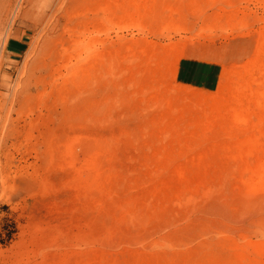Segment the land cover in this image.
<instances>
[{"label": "rangeland", "instance_id": "374dc122", "mask_svg": "<svg viewBox=\"0 0 264 264\" xmlns=\"http://www.w3.org/2000/svg\"><path fill=\"white\" fill-rule=\"evenodd\" d=\"M260 50L264 0H0V264H264Z\"/></svg>", "mask_w": 264, "mask_h": 264}, {"label": "bare ground", "instance_id": "6f19581e", "mask_svg": "<svg viewBox=\"0 0 264 264\" xmlns=\"http://www.w3.org/2000/svg\"><path fill=\"white\" fill-rule=\"evenodd\" d=\"M72 31V30H71ZM53 33V32H52ZM55 33V32H54ZM78 34V33H77ZM81 33H79V35H80ZM77 36L76 34H75V30H73V40H72V44H71V49L73 50V51H76L77 53L74 55V57L76 56V63L78 62V61H81V60H83V58H82V56H81V54H83V53H85L84 55H85V57L87 56V58H91V57H93V50H92V46L93 45H91V43H89L90 42V40L88 41V42H86L85 41V39L83 38V39H81V37L80 36ZM49 44V43H48ZM45 46V45H44ZM69 49V48H68ZM71 49H69V50H71ZM42 51V50H41ZM49 51V50H48ZM47 51V52H48ZM262 50H260V53H262L261 54V56L262 57H264V52H261ZM40 52V51H39ZM38 52V53H39ZM82 52V53H81ZM259 52V51H258ZM73 57V58H74ZM40 59V58H39ZM85 60H87V59H85ZM84 60V61H85ZM74 61V60H73ZM75 62V61H74ZM84 64V63H83ZM259 64V63H258ZM258 64H256V66H254L255 67V69H261V68H264V63H260L259 65ZM76 65V64H75ZM78 65H79V63H78ZM248 65V64H247ZM250 65V64H249ZM75 66L73 65H68L66 68V72L70 75V76H72L73 78L72 79H74L75 80V82H78L79 80H82V76H84V72H81L82 71V69L80 70V72H81V74H80V72L77 70V69H75L74 68ZM76 67H77V65H76ZM81 68V67H80ZM247 68H248V66H247ZM250 68V67H249ZM248 68V69H249ZM247 69V70H248ZM246 70V71H247ZM254 70V69H253ZM84 71V70H83ZM83 73V74H82ZM248 73V72H247ZM85 74L87 75V70H85ZM81 75V76H80ZM259 75V74H258ZM253 76V75H252ZM261 76V75H260ZM70 78V77H69ZM250 78V77H249ZM256 80V79H255ZM250 82H252V81H250ZM256 83V82H255ZM258 83V82H257ZM252 84V83H251ZM254 85V84H253ZM243 87V86H242ZM256 87V86H255ZM248 89V88H247ZM247 89H246V91H247ZM255 89V88H254ZM258 89H260V88H258ZM262 89V88H261ZM77 90V89H76ZM242 90H243V88H242ZM241 90V91H242ZM249 90H250V88H249ZM262 91H264V90H262ZM262 94V95H261ZM261 94H259V95H261V96H264V93H261ZM255 96V95H254ZM257 96V95H256ZM258 99V98H257ZM260 99V98H259ZM238 101V100H237ZM258 101V100H257ZM258 104V103H257ZM240 109H241V107H240ZM238 111V110H237ZM236 116V115H235ZM236 118V117H235ZM241 120V119H240ZM92 146V145H91ZM93 152V151H92ZM92 154V153H91ZM93 155H96L95 153L93 154ZM88 157V156H87ZM89 158V157H88ZM90 159V158H89ZM88 159V160H89ZM93 159H95V158H93ZM90 161H92V159H90ZM95 163V162H94ZM84 167V166H83ZM86 167V166H85ZM105 171V170H104ZM99 173V172H98ZM254 175H255V177H254ZM253 177L254 178H256V181H258V183H259V181H264V168H262V169H259L258 171H256V173H254L253 174ZM94 179H96V178H94ZM92 180V179H91ZM257 182H256V184H258Z\"/></svg>", "mask_w": 264, "mask_h": 264}]
</instances>
